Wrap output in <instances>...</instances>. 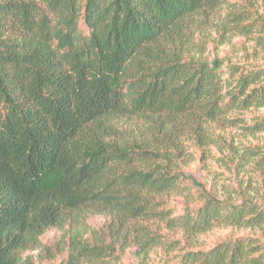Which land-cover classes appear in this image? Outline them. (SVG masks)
Here are the masks:
<instances>
[{"label":"trees","instance_id":"1","mask_svg":"<svg viewBox=\"0 0 264 264\" xmlns=\"http://www.w3.org/2000/svg\"><path fill=\"white\" fill-rule=\"evenodd\" d=\"M220 1L0 0V264H110L130 248L143 264L157 246L181 264H264L252 237L193 250L217 229L264 227V207L186 184L179 170L185 137L211 145L214 126L264 108V68L179 48L186 22ZM234 15L239 32H257ZM252 124L264 132V118ZM242 157L234 164L264 173V155ZM173 196L184 213L158 212ZM99 216L109 223L95 231ZM157 217L176 238L133 227Z\"/></svg>","mask_w":264,"mask_h":264},{"label":"rangeland","instance_id":"2","mask_svg":"<svg viewBox=\"0 0 264 264\" xmlns=\"http://www.w3.org/2000/svg\"><path fill=\"white\" fill-rule=\"evenodd\" d=\"M236 13L248 15L249 20L255 22L257 32L250 35L239 32L234 23ZM183 32L177 43L188 60L211 63L219 59L225 65L264 68V0H222L217 6H210L193 20L187 21ZM242 118H244L242 124L237 127L223 124L214 126V133L219 138L211 145H200L195 140L185 137L182 140L185 163L180 164L179 170L188 178L186 184L193 186V182H196L208 190L213 189L222 199L231 196L233 201L241 203L246 198L264 207L263 171L257 170L255 163L249 160H244L240 167L234 164L235 158H241L244 152L251 156L256 153L259 156L264 155V132L254 133L248 129L252 127L254 118H264V108L252 110ZM127 127L133 130L136 125L129 123ZM185 202V199L179 196L158 198L157 210L166 212L167 217H176L184 213ZM158 218L145 222L140 220L133 227L143 223L142 225L147 226L150 231L163 235L164 241H172L177 236L168 231L165 222H160ZM108 223V217L99 216L89 220L88 224L91 229L101 231ZM178 237L183 239L184 246V238L181 235ZM245 237H252L264 245V227L217 229L201 236L197 247L193 245L192 247L194 251L208 250L230 239ZM59 238L60 234L54 232L47 235L42 243L44 246H52ZM189 248L187 246L186 249ZM178 254L179 251H168L157 246L143 264H181ZM38 255V252L27 254L33 257ZM117 255L118 259L111 261L110 264H140L136 258V248H130L125 253ZM62 260L63 258H59L52 264H60ZM36 262L39 263L37 259Z\"/></svg>","mask_w":264,"mask_h":264}]
</instances>
